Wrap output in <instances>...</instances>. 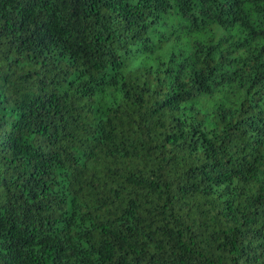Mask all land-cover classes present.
Here are the masks:
<instances>
[{"label": "trees", "instance_id": "trees-1", "mask_svg": "<svg viewBox=\"0 0 264 264\" xmlns=\"http://www.w3.org/2000/svg\"><path fill=\"white\" fill-rule=\"evenodd\" d=\"M0 264H264V0H0Z\"/></svg>", "mask_w": 264, "mask_h": 264}]
</instances>
